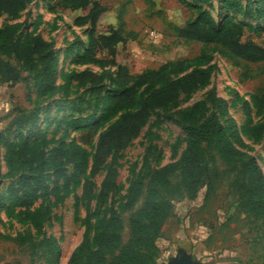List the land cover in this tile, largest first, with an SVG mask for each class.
<instances>
[{"label":"rangeland","instance_id":"obj_1","mask_svg":"<svg viewBox=\"0 0 264 264\" xmlns=\"http://www.w3.org/2000/svg\"><path fill=\"white\" fill-rule=\"evenodd\" d=\"M108 10L99 19L97 30L105 32L110 25L118 24L121 13L124 27L137 33V40L143 49L138 58L130 51L121 49L120 62H126L131 72L158 66L168 60L191 58L192 66L199 63L193 58L202 45L199 42H185L175 37L173 27L181 26L193 18L200 8L207 9L214 23L226 15L244 24L243 40L261 43L264 21H252L240 14H231L221 9L224 0H211V7L194 6L189 0H101ZM252 9L263 4L238 0ZM55 0H26V5L16 16L0 15V27L14 26L20 40L39 35L53 40L57 56L58 75L56 84L61 85L53 94H42L35 87L32 76L13 84L0 82V264H67L74 247L84 235L92 238L96 232L94 219L86 218V201L82 193V183L89 178L91 158L98 134L115 118L86 125L65 123L74 118L73 100H77L82 89L71 94L74 87L66 82L64 73L83 66L74 64L72 56H65L68 43L84 35V28L73 27L72 18L85 11H72L48 6ZM154 31L156 37L150 36ZM84 38V37H83ZM216 71L209 83L191 94L179 97L175 106L167 111H157L115 160L116 188L102 206L97 204L100 182L110 164V159L99 173L92 178L93 196L90 211H100L111 204L118 211L123 229L121 242L129 238V216L143 203L146 184L150 175L169 163L176 162L187 142L183 130L166 120L164 113L175 112L196 100L204 99L211 90L225 101V113L207 100L204 116L215 112L230 135L235 130L242 140L231 141L244 153L257 160L264 173V132L252 138L241 130L247 126L264 123V111L255 113L251 106V96L264 86V64H250V74L254 78L243 79L245 66H234L217 51L210 52ZM21 72L28 76L25 67L10 60ZM69 91L68 96L63 94ZM249 102V118L243 102ZM37 112L38 122L34 127L10 126L14 117ZM100 115V112L97 116ZM99 119V117H98ZM63 139V146L70 148L76 144L86 153L79 161V170L68 184L59 180V190H53V176L48 160L49 154ZM8 158L11 164L8 165ZM10 162V160H9ZM206 173L204 184L194 192L176 188L179 170H173L164 187L163 194L171 201V212L155 241L159 264H168L180 254L187 255V264H264V236L260 221L243 204L235 184L236 172L222 160L214 150H206ZM72 175V164H66ZM33 179L24 185L21 179ZM141 180L142 193L132 205L127 204L130 186ZM25 193L29 194L26 199ZM56 240L59 253L55 261L45 247L38 246L43 238Z\"/></svg>","mask_w":264,"mask_h":264},{"label":"trees","instance_id":"obj_2","mask_svg":"<svg viewBox=\"0 0 264 264\" xmlns=\"http://www.w3.org/2000/svg\"><path fill=\"white\" fill-rule=\"evenodd\" d=\"M189 1L194 6L211 7V0ZM246 1L264 5V0ZM25 5L26 0H0V15L16 16ZM55 7L85 11L73 17L71 25L85 29L86 42L75 34L74 40L64 50L65 56L74 57L75 65L83 66L64 73L66 82L74 87L71 94L82 89L77 100L72 101L73 115L76 116L65 123L66 127L91 122L98 126L101 122L115 118L98 134L89 178L82 183L86 218L94 219L96 232L92 238L88 235L82 237L72 250L67 264H157L155 241L171 212V201L162 192L165 186L170 185L166 177L173 170H179V182L175 189L194 192L204 184L208 149L214 150L236 172L237 191L241 192L244 206L260 221L264 236V173L255 157L240 151L231 141V138H235L236 143H242L235 130L228 135L227 128L215 112L204 116L208 99L225 113V101L217 97L214 90L204 99L196 100L175 112L164 113L166 120L183 130L187 138L186 146L176 162L164 165L150 175L142 206L129 216V238L125 243L121 242L123 222L113 204L102 211L89 209L93 196L92 178L107 160L110 159V164L100 182L96 199L98 206L104 205L108 195L116 188L115 160L127 143L139 134L157 111L169 110L176 105L181 95L191 94L209 83L216 71V64L211 63L210 52L217 51L234 66H245L243 79L255 77L250 74L249 65L264 64V24L261 43L243 40V23L230 15L214 23L210 12L200 8L193 18L172 28L176 38L202 45L193 58L199 65L192 66L191 58L173 59L155 68L131 72L127 65L115 60L116 45L137 37L136 32L125 29L121 13L117 17L118 24L110 25L107 31L100 32L97 30V21L108 6L99 0H55V5L48 6V11L54 12ZM221 9L252 21H264V8L257 6L252 9L238 0H224ZM58 51L53 40L35 35L22 41L16 35L14 26L0 27V82L13 84L32 76L38 91L53 94L61 88V85L56 84ZM10 60L25 67L28 71L25 79ZM68 94L69 91H66L63 96ZM243 105L249 118L250 104L245 100ZM251 106L255 113L264 111V86L251 96ZM37 122V112L33 110L27 116L14 117L10 126L29 123L35 127ZM241 132L252 138L258 137L264 132V123L247 126ZM63 143L60 138L58 147L48 156L54 191L59 190V180L65 184L71 181L79 170V161L86 153L76 144L67 149ZM10 164L11 159L8 158ZM66 164H72V175L68 174ZM31 179V176H25L20 181L28 185ZM141 193V180L138 179L128 189L127 204L132 205ZM24 195L26 199L29 198V194ZM38 246L46 248L52 262L56 260L59 247L54 238H43Z\"/></svg>","mask_w":264,"mask_h":264},{"label":"crops","instance_id":"obj_3","mask_svg":"<svg viewBox=\"0 0 264 264\" xmlns=\"http://www.w3.org/2000/svg\"><path fill=\"white\" fill-rule=\"evenodd\" d=\"M102 4H104L101 0H99ZM153 1V0H152ZM108 10V9H107ZM106 10V11H107ZM74 11H77V10H74ZM105 11V12H106ZM104 12V13H105ZM103 14V13H102ZM101 14V15H102ZM79 15V14H78ZM101 15H100V17H101ZM76 16V15H75ZM74 16V17H75ZM100 17H99V19H100ZM73 19V18H72ZM99 19H98V21H97V27H98V23H99ZM84 37V38H83ZM81 38H82V40H83V42H86V36L85 35H82L81 36ZM142 41L143 40H137V37L135 38V39H129V40H127V42L126 43H118L117 45H116V55H115V60L118 62V63H122V64H125V65H127V63L126 62H120L119 61V58H118V54H119V51H121V49H126V50H128V51H130L131 52V54H132V56L134 57V58H138L139 59V56L142 54V51H143V49L141 48V46L139 45L140 44V42L142 43ZM160 65V64H159ZM158 65V66H159ZM128 66V65H127ZM157 67V66H156ZM148 68H155V66H153V67H148ZM139 72V71H138ZM180 255H183V257L184 258H186L187 260H188V258H187V255H185V254H180ZM180 255H178V256H180ZM178 256L177 257H175L170 263H168V264H171L175 259H177L178 258ZM157 264H159L158 263V257H157Z\"/></svg>","mask_w":264,"mask_h":264},{"label":"water","instance_id":"obj_4","mask_svg":"<svg viewBox=\"0 0 264 264\" xmlns=\"http://www.w3.org/2000/svg\"><path fill=\"white\" fill-rule=\"evenodd\" d=\"M187 263H188L187 259L184 258L183 255H180L171 264H187Z\"/></svg>","mask_w":264,"mask_h":264},{"label":"built area","instance_id":"obj_5","mask_svg":"<svg viewBox=\"0 0 264 264\" xmlns=\"http://www.w3.org/2000/svg\"><path fill=\"white\" fill-rule=\"evenodd\" d=\"M150 36H152L154 38V37H156V33L154 31H151Z\"/></svg>","mask_w":264,"mask_h":264}]
</instances>
